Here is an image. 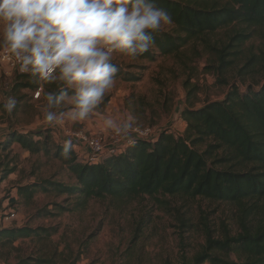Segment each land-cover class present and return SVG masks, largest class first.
Wrapping results in <instances>:
<instances>
[{"label": "rangeland", "instance_id": "1", "mask_svg": "<svg viewBox=\"0 0 264 264\" xmlns=\"http://www.w3.org/2000/svg\"><path fill=\"white\" fill-rule=\"evenodd\" d=\"M170 28L171 25H168L163 29ZM231 35L220 30L207 36L208 42L203 39L193 41L179 57L160 56L153 62L117 55L115 63L122 70L141 75V79L130 83L118 76L115 87L90 118L103 113L115 93L123 90L126 94L122 97L134 117L133 126L154 127L157 137L166 130L183 134L185 129L182 130L183 117L180 114L191 103L201 107L209 101L224 99L235 83L241 90H246L250 84L264 83V66L261 70L258 68L254 72L239 74L250 56L259 53L262 46L259 37L251 38L243 46L242 58L218 76L217 69H214L218 65L217 51L211 47H221ZM26 81H29L27 77L17 76L12 89L5 91L7 96L4 94L0 99V106L9 96H15L18 100L11 115L0 112V218L10 210L17 212L18 218L1 223L0 228L5 225L14 231L25 226L39 228L43 238L32 235L14 239L8 233L2 234L0 264H20L22 259H29V264H37L38 259L43 257H52L55 264H178L183 256L191 259L202 248L205 236L201 223L205 220L215 237L224 234L223 224L232 234L238 231L235 205L200 198L158 196L124 201L91 199L86 207L76 210L72 204L79 200L77 196L69 198L56 191H38L33 201L28 203L19 194L20 186L44 179L75 185L76 178L67 164L54 156L56 146L63 145L64 140L57 138L55 128L43 121L42 105L33 101L35 89L15 88L17 83L19 85ZM48 87L55 88L54 85ZM42 99L43 95L38 103ZM71 128V133L99 131L105 136H110L112 131L89 130L83 125ZM39 130L42 131L41 137L43 133L52 136L50 154H32L17 142L5 147L10 132L27 134ZM71 133L69 136L78 147V151H74L83 158L86 143L76 140ZM41 137L36 136V139ZM107 140L108 144L110 138ZM11 169L15 170L11 172ZM57 205L73 207L74 210H59ZM140 224V236L134 240ZM48 233L51 236H47Z\"/></svg>", "mask_w": 264, "mask_h": 264}, {"label": "trees", "instance_id": "2", "mask_svg": "<svg viewBox=\"0 0 264 264\" xmlns=\"http://www.w3.org/2000/svg\"><path fill=\"white\" fill-rule=\"evenodd\" d=\"M157 3L172 15L174 23L170 29L156 34V46L140 59L153 62L160 56L179 57L193 41L208 42L207 36L224 30L232 34L229 41L221 47H211L217 51L218 65L214 69L218 76L242 58L243 46L253 37H259L262 46L239 74L264 66V0H157ZM118 76L126 81L141 79V75L126 69H121ZM20 87L36 89L29 81L15 85ZM182 117L186 122L183 134L166 130L156 139H138L122 153L106 155L99 163H87L75 151L70 159H64L63 145H57L54 156L62 159L75 175V185L44 179L20 186L19 194L28 203L38 191H56L69 198L77 196L79 200L72 204L76 210L86 207L91 199L105 198L124 201L183 196L229 203L237 208L238 231L232 234L223 224L224 234L215 237L205 220L201 223L205 236L202 248L191 259L183 256L178 264H264V83L250 84L246 90L235 83L224 99L209 101L201 107L191 103L182 111ZM36 136L41 137L42 131L27 134L12 131L5 147L17 142L32 154H50L52 136L43 133L39 140ZM73 207L57 205L65 211H72ZM18 230L3 229L0 236L8 233L14 239L32 235L43 238L39 228L25 226ZM141 230L142 224L137 227L134 240ZM29 262L22 259L20 264ZM38 263L55 264V260L43 257Z\"/></svg>", "mask_w": 264, "mask_h": 264}, {"label": "clouds", "instance_id": "3", "mask_svg": "<svg viewBox=\"0 0 264 264\" xmlns=\"http://www.w3.org/2000/svg\"><path fill=\"white\" fill-rule=\"evenodd\" d=\"M173 23L157 0H0V49L43 95L47 125L76 124L96 114L115 87L116 56H143ZM17 104L9 96L0 112L11 115ZM133 121L129 113L123 123L104 119L103 127L134 144ZM74 150L67 139L61 156L70 159Z\"/></svg>", "mask_w": 264, "mask_h": 264}, {"label": "built area", "instance_id": "4", "mask_svg": "<svg viewBox=\"0 0 264 264\" xmlns=\"http://www.w3.org/2000/svg\"><path fill=\"white\" fill-rule=\"evenodd\" d=\"M18 72V66L14 58L10 54L5 53L2 49L0 50V99L3 98L6 93L12 89L14 80L17 76H22ZM15 77V78H14ZM5 94V95H4ZM42 95V94H41ZM37 97L36 91L34 93V99H39ZM7 96V95H6ZM135 131L132 133V138L134 141L138 139H156L157 130L154 127H141L133 126ZM71 135L78 141H83L86 143L85 154L83 160L87 163H99L103 160L106 155L114 154L118 155L122 153L131 144L123 136H116L112 131L110 136H105L103 132L95 131V133H85L84 131H77L71 133ZM109 143L107 144L109 139ZM17 212L10 210L5 212L0 218V224H6V222H11L17 220Z\"/></svg>", "mask_w": 264, "mask_h": 264}, {"label": "crops", "instance_id": "5", "mask_svg": "<svg viewBox=\"0 0 264 264\" xmlns=\"http://www.w3.org/2000/svg\"><path fill=\"white\" fill-rule=\"evenodd\" d=\"M129 82L134 83L133 81H129ZM34 91H36V89ZM34 93L35 92H33V95ZM125 94L126 91L123 90L119 91L118 93H115V97L109 100L106 107L104 108L103 113L97 114L96 117L89 118L87 121H84L82 123L71 124L66 122L64 125L55 126L54 128L56 130V133L54 134L56 135L57 138L59 139L62 138L65 141L67 139H71L69 135L71 133V129H72L71 127H73L74 125H83L89 130H95V129L108 130L103 127V121L106 118H114L117 119L120 123H123L129 114V110L127 108V102L124 99V97H122ZM33 101L37 103V105L39 106L43 105L44 103V99H42L40 103H38V99H33ZM180 115H182V112ZM181 126H182V130L186 128V122L184 121V119H182L181 121ZM75 150L78 151V147L76 145H75ZM9 228L11 227L5 225L2 228H0V230L9 229Z\"/></svg>", "mask_w": 264, "mask_h": 264}]
</instances>
